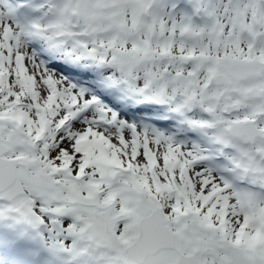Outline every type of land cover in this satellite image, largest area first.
Returning a JSON list of instances; mask_svg holds the SVG:
<instances>
[{
  "label": "snow or ice",
  "instance_id": "6c2138e0",
  "mask_svg": "<svg viewBox=\"0 0 264 264\" xmlns=\"http://www.w3.org/2000/svg\"><path fill=\"white\" fill-rule=\"evenodd\" d=\"M0 264H264V0H0Z\"/></svg>",
  "mask_w": 264,
  "mask_h": 264
}]
</instances>
